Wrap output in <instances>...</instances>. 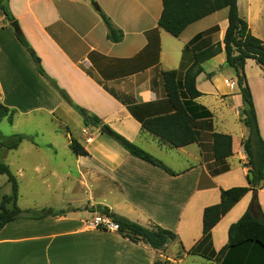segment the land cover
I'll list each match as a JSON object with an SVG mask.
<instances>
[{"label":"crops","instance_id":"0c3cea01","mask_svg":"<svg viewBox=\"0 0 264 264\" xmlns=\"http://www.w3.org/2000/svg\"><path fill=\"white\" fill-rule=\"evenodd\" d=\"M8 6L32 51L18 41L12 22L0 9V102L16 113L45 112L56 120H71L78 112L63 99L56 83L74 104L177 175L132 156L101 127H86L83 122L81 145L88 155L72 151L74 170L57 172L51 167L45 173L48 188L61 192L63 199L42 208L72 209L61 216L8 223L0 230V264H182L190 256L218 264L209 257L228 243L230 226L249 210L256 218L264 215L263 181L219 221L208 240L203 239L205 208L220 202L222 190L248 186L242 142L249 129L240 119L243 98L225 52L205 62L197 77L202 93L192 108L197 143L175 149L161 146L142 130L141 120L173 111L162 73L177 71L182 81L194 52L217 43L224 46L228 10L213 13L174 37L158 25L162 0H9ZM238 9L252 34L264 41V0H238ZM100 12L123 32L120 42L108 38ZM214 27L215 32L186 48L196 35ZM34 56L47 76L39 73ZM253 62L247 60L245 73L264 140V70ZM198 106L211 116H198L202 112ZM214 132L233 139V155L225 160L228 170L218 174L212 173L223 166L213 158ZM45 146L56 151L54 144ZM34 173L43 174L38 168ZM98 206L145 227L171 230L178 240L155 250L118 232L93 229L87 222L101 214ZM192 249L201 255H189ZM261 259V250L244 245L228 251L221 264H260Z\"/></svg>","mask_w":264,"mask_h":264},{"label":"trees","instance_id":"16d2710c","mask_svg":"<svg viewBox=\"0 0 264 264\" xmlns=\"http://www.w3.org/2000/svg\"><path fill=\"white\" fill-rule=\"evenodd\" d=\"M9 0H0V9L6 15L8 21H16L9 6ZM162 13L158 22L161 29L174 37H179L191 24L220 11L228 10V27L225 32L223 44L217 43L198 50L193 54V62L183 75V80L178 78L177 71H165L162 73L164 88L167 99L173 111L169 114L159 115L141 120L142 130L157 138L160 145L170 149L182 148L199 141L198 133L194 129L192 108L196 107L195 100L202 96L197 88V77L203 72V64L221 52H225L227 65L235 71L237 86L243 98V107L240 111V119L249 129V136L243 140L242 145L248 158V186L233 187L222 190L220 202L216 205L206 207L203 213V239L208 240L211 231L219 221L250 191H255L262 186L264 181V140L261 137L257 114L253 102L252 92L245 73L247 60H254L264 70V41L254 36L249 24L240 17L238 0H162ZM103 21L108 28V38L113 42H120L123 32L113 25L109 17L100 12ZM216 27L199 33L190 44H194L205 35L215 32ZM18 41L28 50L32 51L29 42L20 29L15 31ZM38 71L42 76H47L41 66L40 59L33 57ZM213 74H209L211 78ZM54 86L61 96L67 101L83 118L86 127H104L102 131L118 142L132 156L163 169L170 175H177L163 162L142 149L137 144L129 141L115 132L96 115L90 114L86 109L74 104L69 95ZM202 112L198 116L210 117L211 113L204 107H199ZM16 111L0 102V123L6 118L10 124L14 123ZM32 141V137L23 134L10 136L0 147L7 150H17L23 141ZM69 145L76 155L85 156L88 152L71 134ZM233 139L231 135L216 133L212 134V151L215 162L223 165L218 174L228 170L225 160L233 155ZM0 174L5 175L11 185V194L4 195L0 203V230L8 223L17 219H42L47 216H61L65 212H55L52 209L22 210L18 206L19 180L12 172L10 166L0 162ZM256 200L254 201V203ZM101 214L109 215L119 225L118 233L134 243H144L155 250H162L167 245L178 240V236L171 230L154 225L145 227L125 217L113 214L108 207L98 206ZM244 245H254L262 252L260 264H264V215L256 218L251 210L247 211L228 230V243L210 260L222 261L225 254ZM181 251L184 248L181 247ZM182 252L179 255H182ZM189 255H201L196 249L188 251ZM203 256V255H202ZM214 258V259H212ZM156 264H165L157 261Z\"/></svg>","mask_w":264,"mask_h":264},{"label":"rangeland","instance_id":"374dc122","mask_svg":"<svg viewBox=\"0 0 264 264\" xmlns=\"http://www.w3.org/2000/svg\"><path fill=\"white\" fill-rule=\"evenodd\" d=\"M94 3H97V1H94ZM253 63L256 65L255 62ZM61 118L59 120L62 121L56 120L45 112L16 113L13 124H10L6 118L0 123V143L15 134L32 137V141H23L17 150H7L0 147V162L8 164L19 180L18 206L21 209L28 208L24 210L39 211L45 209L42 206L58 205L63 199L61 192H52L48 188L45 173H48L51 167H54L57 172L69 168L74 170L75 155L69 146V138L71 134L82 143V128L84 125L82 117L76 112L71 120ZM35 143L39 146L33 145ZM48 144H54L56 151L54 152L51 148L45 146ZM35 168L41 170L43 174L37 176L34 173ZM10 194L11 185L7 177L0 174V203L4 195ZM71 209L72 207H65L52 210L65 212ZM85 209L91 211V207L88 205L85 206ZM215 262L221 264L216 259ZM182 264H208V262L202 258L190 256Z\"/></svg>","mask_w":264,"mask_h":264},{"label":"built area","instance_id":"2783aa9c","mask_svg":"<svg viewBox=\"0 0 264 264\" xmlns=\"http://www.w3.org/2000/svg\"><path fill=\"white\" fill-rule=\"evenodd\" d=\"M87 225L93 229L103 230V231H112L118 232L119 225L113 220V218L106 214H97L90 221L87 222Z\"/></svg>","mask_w":264,"mask_h":264},{"label":"water","instance_id":"95a60500","mask_svg":"<svg viewBox=\"0 0 264 264\" xmlns=\"http://www.w3.org/2000/svg\"><path fill=\"white\" fill-rule=\"evenodd\" d=\"M93 5H94V7H95L96 9H99L97 3H94ZM11 26H12L15 30H18V29H19V24H18L17 21L12 22V23H11ZM101 128H102V130L105 129L104 127H101Z\"/></svg>","mask_w":264,"mask_h":264}]
</instances>
